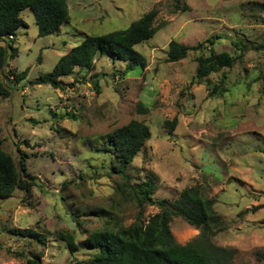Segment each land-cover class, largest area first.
Wrapping results in <instances>:
<instances>
[{"label": "rangeland", "instance_id": "374dc122", "mask_svg": "<svg viewBox=\"0 0 264 264\" xmlns=\"http://www.w3.org/2000/svg\"><path fill=\"white\" fill-rule=\"evenodd\" d=\"M65 1L68 23L49 36H37L29 9L20 14L26 26L10 41L16 57L0 70L10 92L0 98L1 149L18 168L23 158L32 177L27 199L16 190L0 200V264H24L36 254L42 264H86L90 233L128 227L138 215L147 222L160 211L137 207L109 173L106 137L132 120L144 123L150 138L127 170L130 184L150 182L152 199L170 202L198 187L224 221L212 242L232 251L228 263L264 264V0ZM151 10L157 32L134 47L141 67L121 76L124 63L96 56L92 71L76 72L61 90L33 85L86 36L125 30ZM207 40L213 44L166 62L171 41L195 47ZM211 53L236 62L206 85L195 78L196 58ZM24 229L46 235V243L10 234ZM170 231L180 245L199 234L178 217ZM60 233L72 235L74 254Z\"/></svg>", "mask_w": 264, "mask_h": 264}, {"label": "trees", "instance_id": "16d2710c", "mask_svg": "<svg viewBox=\"0 0 264 264\" xmlns=\"http://www.w3.org/2000/svg\"><path fill=\"white\" fill-rule=\"evenodd\" d=\"M26 9L34 16L39 38L56 33L69 20L65 0H0V42L3 43L0 46V70L7 65L4 59L7 61L16 57V50L10 41L15 38L19 28L26 26L20 17ZM181 10L187 11L184 7ZM156 17L157 11L151 10L125 30L100 36H86L79 45L60 58L50 73L35 80L33 85H49L55 90H61L63 81L71 78L76 72L92 71L96 56H106L113 62L124 63L125 69L120 73L121 76L132 72L136 67L143 65V57L134 47L150 40L156 34ZM206 43L213 44L211 40H207L195 47H186L171 41L167 47L166 62L176 63L184 60L189 52L199 51ZM235 62L236 59L227 53L198 56L195 78L198 82L210 85V74L223 68H231ZM27 73L28 70H25L14 76L16 80L21 81ZM94 90L99 93L96 82ZM213 90L215 91V88ZM211 93L213 91L209 92V95ZM9 95L8 87L0 82V98ZM143 111L146 112V109ZM176 123L177 120L173 119L170 128L173 129ZM149 138V128L144 123L132 120L107 135L105 150L113 156L109 173L122 180L116 190L127 194L137 207L151 204L156 205L160 211L147 222H143L138 215L136 222L128 227H104L90 233L85 240L84 249L93 253L91 260L86 264H230L228 258L232 251L212 242L215 234L225 229L224 221L214 210L213 202L203 196L198 187L183 189L178 199L170 202L154 201V188L150 182L130 184L131 178L127 170ZM23 163L21 158L18 171L14 159L1 149L0 141V200L11 197L16 190H20L25 198H28L32 186L28 180H32V177L26 173ZM19 172L24 175L22 178L19 177ZM174 217L182 219L188 226L199 231L194 242L180 245L174 240L170 231V223ZM10 234L35 241L39 245H44L47 240L46 235L33 229L13 230ZM59 237L70 254L77 251L72 235L60 233ZM24 264H42L41 255L29 256Z\"/></svg>", "mask_w": 264, "mask_h": 264}, {"label": "water", "instance_id": "95a60500", "mask_svg": "<svg viewBox=\"0 0 264 264\" xmlns=\"http://www.w3.org/2000/svg\"><path fill=\"white\" fill-rule=\"evenodd\" d=\"M4 63H5V59H4ZM18 156H19V153H18ZM14 163H15V167H16V169L19 171V168H18V165H17V159L14 160ZM19 173H20V172H19ZM19 173H18V174H19ZM19 177H20V174H19ZM19 177H18V182H19V179H20ZM9 198H12V197H9ZM9 198L3 199V200H7V199H9Z\"/></svg>", "mask_w": 264, "mask_h": 264}]
</instances>
